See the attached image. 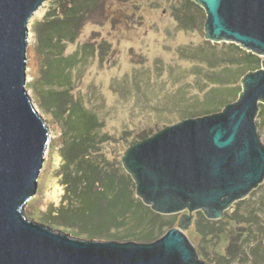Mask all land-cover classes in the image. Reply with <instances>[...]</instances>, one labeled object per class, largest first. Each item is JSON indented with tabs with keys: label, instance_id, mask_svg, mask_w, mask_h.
Returning a JSON list of instances; mask_svg holds the SVG:
<instances>
[{
	"label": "water",
	"instance_id": "obj_1",
	"mask_svg": "<svg viewBox=\"0 0 264 264\" xmlns=\"http://www.w3.org/2000/svg\"><path fill=\"white\" fill-rule=\"evenodd\" d=\"M46 0H0V264H211L183 229L193 212L218 220L264 177V60L243 76L236 101L187 118L129 146L121 157L135 193L152 211L186 219L152 242L81 239L27 220L49 140L25 89L28 22ZM207 40L264 55V0H191Z\"/></svg>",
	"mask_w": 264,
	"mask_h": 264
},
{
	"label": "rangeland",
	"instance_id": "obj_2",
	"mask_svg": "<svg viewBox=\"0 0 264 264\" xmlns=\"http://www.w3.org/2000/svg\"><path fill=\"white\" fill-rule=\"evenodd\" d=\"M56 1H44L27 25L25 89L48 129L49 140L36 192L24 205L23 214L27 220L87 239L79 229L55 226L45 215L50 205H60L64 194L60 147L69 135L63 134L62 123L53 111L40 107L39 101H43L36 95L46 99L49 91L70 90L72 96L102 122L101 131L117 142L102 149L105 156L111 158L119 151L122 157L129 142L141 134L150 136L184 119L219 112L225 105L221 104L215 112L203 114L205 101L225 100L227 104L236 101L239 94L207 93L212 72L207 61L199 62L192 54L228 53L219 47L216 51L209 49L213 45L221 46L223 42L207 40L204 10L188 4H184L186 9L179 10L178 7L184 6H178L177 0H101L82 20L74 40L58 45L50 53L63 56L77 53L78 58L70 70L73 86L47 83V75H55L57 71L55 67H49L50 59L46 60L35 46L33 26ZM86 46L93 48L92 54ZM260 58L263 61L264 55ZM242 81L243 77L237 83L240 92ZM259 104L262 105L259 111L263 112L259 117V134H264V101ZM160 216L151 219L143 230L137 229L136 234L148 230L152 240L147 242H152L167 230L176 228L180 220L178 214ZM224 217L226 222L207 219L201 211L193 212L183 232L197 254L205 256V262L211 264H264V177L251 192L229 204L221 218ZM145 220L148 224L147 218ZM239 222L252 223L245 240L235 237L241 227ZM160 224L164 226L157 227ZM230 244L234 248L228 250Z\"/></svg>",
	"mask_w": 264,
	"mask_h": 264
},
{
	"label": "trees",
	"instance_id": "obj_3",
	"mask_svg": "<svg viewBox=\"0 0 264 264\" xmlns=\"http://www.w3.org/2000/svg\"><path fill=\"white\" fill-rule=\"evenodd\" d=\"M100 2L101 0H57L42 20L34 24L35 46L46 60L50 59L49 67H55L57 71L55 75H47L49 78L47 83H57L69 88L73 86V74L70 70L78 58L77 53L69 56L50 53L54 52L58 45L74 40L82 20ZM184 4L198 6L191 0H177L178 6H184L178 7L179 10L186 9L187 6ZM88 47L92 54L93 48ZM217 47L228 54L192 55L199 62L207 61L212 72V78L208 83L211 86L208 85L207 93L225 91L236 96L240 92L238 80L248 72L260 69L262 60L256 54L240 50L241 47L233 43L223 42L221 46L213 45L209 49L216 51ZM47 68L48 64L45 65V69ZM69 91L60 93L49 91L46 93V99L35 94L43 101V103L39 101L40 107L46 111H53L58 121L62 123L63 134L69 135V139L63 141L60 147L63 160L60 177L64 194L60 205L58 207L50 205L45 215L55 226L79 229L82 234L87 235V239L116 241L136 239L145 242L152 240L151 232L148 230L142 231L139 235L136 234V230L139 228L143 230L151 223V219L154 217L158 219L161 214L152 211L136 197L135 183L121 163L122 153L119 151L111 158L105 156L103 147L111 142H117L112 136L101 131L102 122ZM203 104V114H208L219 110L220 105L226 102L210 100ZM260 106L262 105L258 104V107ZM262 114L263 112L259 111L257 116L261 118ZM147 137V134H141L127 146ZM145 218L148 224H145L147 223ZM220 220L227 221L225 217ZM239 223L241 227L235 237L238 240H245L251 231L252 223ZM163 226L157 225L159 228ZM233 248V244L228 245V250Z\"/></svg>",
	"mask_w": 264,
	"mask_h": 264
},
{
	"label": "flooded vegetation",
	"instance_id": "obj_4",
	"mask_svg": "<svg viewBox=\"0 0 264 264\" xmlns=\"http://www.w3.org/2000/svg\"><path fill=\"white\" fill-rule=\"evenodd\" d=\"M177 214L180 215V220L179 221H183L184 222V220L186 219L187 212L186 211H183V212H180V213H177Z\"/></svg>",
	"mask_w": 264,
	"mask_h": 264
}]
</instances>
